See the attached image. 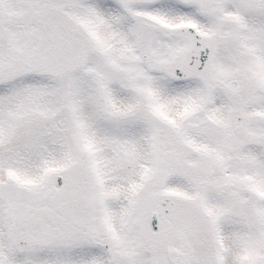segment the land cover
Masks as SVG:
<instances>
[{
  "label": "snow or ice",
  "instance_id": "snow-or-ice-1",
  "mask_svg": "<svg viewBox=\"0 0 264 264\" xmlns=\"http://www.w3.org/2000/svg\"><path fill=\"white\" fill-rule=\"evenodd\" d=\"M0 264H264V0H0Z\"/></svg>",
  "mask_w": 264,
  "mask_h": 264
}]
</instances>
